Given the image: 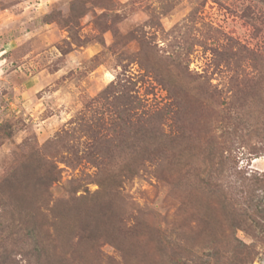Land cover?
I'll use <instances>...</instances> for the list:
<instances>
[{"label": "rangeland", "instance_id": "obj_1", "mask_svg": "<svg viewBox=\"0 0 264 264\" xmlns=\"http://www.w3.org/2000/svg\"><path fill=\"white\" fill-rule=\"evenodd\" d=\"M117 81L137 107L114 135L98 94ZM80 115L109 148L87 135L78 163L50 152L46 196L72 208V245L100 202L82 264H264L237 176H264V0H0V180Z\"/></svg>", "mask_w": 264, "mask_h": 264}, {"label": "trees", "instance_id": "obj_2", "mask_svg": "<svg viewBox=\"0 0 264 264\" xmlns=\"http://www.w3.org/2000/svg\"><path fill=\"white\" fill-rule=\"evenodd\" d=\"M98 97L106 101L109 100L108 103L111 105L108 124L105 122L106 125L101 123V126H99L105 129L106 132L115 135L116 126L121 124L117 120L124 123L128 111L137 106H131L133 98L128 94V88L125 84L120 81L109 83L98 94ZM122 106H124L123 113H121ZM123 114L125 116H122ZM153 116L158 117L159 113L149 114L148 119H143L142 124L140 123L141 135L144 137L152 132L151 126L148 127L147 122L149 123ZM238 118L237 121L244 124L245 117L242 113L238 115ZM70 123L73 125L68 129L56 132L42 146L31 147L28 154L18 163L19 166L12 168L0 180V264H69L67 257L73 258L74 262L76 261L75 264H82V260H84L86 245H81V242H87L91 238L92 229L89 221H92L94 208L100 202L97 201V198H93L95 202L89 205L91 208H87V222L83 221V223L78 222L79 224H76L77 227L82 229V232L75 234L77 242L72 245V232H74V223L76 222L67 225L70 220V218L67 219V216L72 212V208L65 207L64 210L63 207L57 204L49 205L46 196V188L57 180V171L52 162V157L61 150H65L73 155L70 158L71 160L67 159L66 161L78 163L80 157L77 156L79 146L77 141L82 136L88 135L87 137L97 147H105L106 149L109 148V144H107L109 138L105 139V135H99L100 132L97 127L93 128L91 119L87 120L82 115L71 118ZM126 137H128V134ZM147 140L143 142L144 147L140 144L143 152H150V148L154 147L155 140H150V138H147ZM86 145L90 146L88 143ZM155 147L160 150L163 148L157 141ZM50 152L55 154L52 155ZM87 152L85 158L92 159V162L97 163L99 166H108V156L103 155L104 160H97L99 155L93 157L95 153L92 152L91 147L87 149ZM140 160H142V157ZM24 163L32 168L31 171L28 170L23 173L20 170V166ZM237 176L240 181L238 195L240 194V198H242L241 203L252 210V214L260 215L262 217L260 219L264 222V201L261 198L259 200L256 194V191H264V176L259 178L255 175L247 179L249 183L245 181L242 175ZM104 179L100 177L98 181L103 182ZM99 182L98 185L101 187ZM236 182L238 181L236 180ZM260 225L263 227V224ZM63 227L66 228L64 233L61 232ZM208 262H200V264H208ZM210 263L216 264L217 262ZM179 264L187 263L183 261Z\"/></svg>", "mask_w": 264, "mask_h": 264}, {"label": "crops", "instance_id": "obj_3", "mask_svg": "<svg viewBox=\"0 0 264 264\" xmlns=\"http://www.w3.org/2000/svg\"><path fill=\"white\" fill-rule=\"evenodd\" d=\"M8 9V8H7ZM7 9H4V10H7Z\"/></svg>", "mask_w": 264, "mask_h": 264}]
</instances>
